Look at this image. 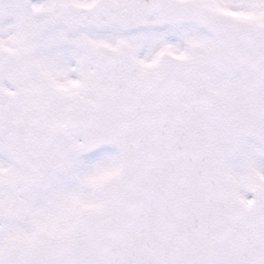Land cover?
I'll return each mask as SVG.
<instances>
[{
	"label": "snow or ice",
	"instance_id": "6c2138e0",
	"mask_svg": "<svg viewBox=\"0 0 264 264\" xmlns=\"http://www.w3.org/2000/svg\"><path fill=\"white\" fill-rule=\"evenodd\" d=\"M0 264H264V0H0Z\"/></svg>",
	"mask_w": 264,
	"mask_h": 264
}]
</instances>
